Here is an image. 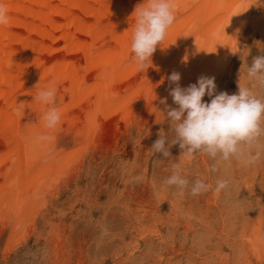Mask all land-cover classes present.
I'll return each mask as SVG.
<instances>
[{"label": "bare ground", "instance_id": "bare-ground-1", "mask_svg": "<svg viewBox=\"0 0 264 264\" xmlns=\"http://www.w3.org/2000/svg\"><path fill=\"white\" fill-rule=\"evenodd\" d=\"M0 3L10 17L8 25L0 26V239L8 237L3 256L22 241L21 233L35 227L32 213L46 208L47 197L61 182L59 175H69V168L88 150L113 149L109 139L115 132L134 123L141 131L150 120L166 116L161 99L167 98L169 108H178L169 95L176 86L167 79L173 72L181 75V88L201 76L224 84L221 79L241 61L236 55L244 34L253 44L255 37L264 40V0H173L176 20L148 68L140 70L130 45L134 12L143 0ZM52 85L56 96L51 106L60 112L61 122L49 130L43 116L50 106L34 97ZM40 135L54 139L41 142ZM151 187L156 188L154 183ZM177 204L173 202V210ZM262 219L249 236L240 231L232 239L238 261L262 262Z\"/></svg>", "mask_w": 264, "mask_h": 264}, {"label": "rangeland", "instance_id": "rangeland-1", "mask_svg": "<svg viewBox=\"0 0 264 264\" xmlns=\"http://www.w3.org/2000/svg\"><path fill=\"white\" fill-rule=\"evenodd\" d=\"M244 35L238 50L243 48L236 55L241 61L231 75L221 79L224 84L215 82L216 94H237L241 76L240 83L264 99V89L247 76L253 59L264 55V40L255 37L253 44ZM203 102L210 103L211 98L205 95ZM142 128L139 131L134 123L115 132L109 139L115 143L113 149H90V155L86 152L69 168V175H59L56 193L47 197L42 212L32 213L35 227L21 233L22 241L16 242L14 251L3 256L7 234L0 239V264H247L238 261V246L231 241L240 231L249 236L262 218L264 239V158L254 165L212 159L203 153L189 158L182 155L179 144L169 149L171 157L164 158L151 148L161 130L169 141L174 139L170 123L159 115ZM174 171L189 181L184 196L175 186L164 184ZM197 179L212 189L192 196L190 189ZM219 179L227 180L228 187L217 195L214 189ZM153 183L156 188L151 187ZM173 202L178 203L174 210ZM209 205L218 209H206ZM258 264H264V256Z\"/></svg>", "mask_w": 264, "mask_h": 264}, {"label": "clouds", "instance_id": "clouds-1", "mask_svg": "<svg viewBox=\"0 0 264 264\" xmlns=\"http://www.w3.org/2000/svg\"><path fill=\"white\" fill-rule=\"evenodd\" d=\"M176 7L173 0H143L135 10V24L131 38L132 60L140 70L148 68V63L161 45L176 20ZM10 17L6 5L0 3V26L9 24ZM242 67L240 68L241 73ZM247 76L255 86L264 89V55L253 59L247 69ZM176 86L169 95L178 108H169L167 98L160 103L166 106L165 119L175 133L172 141L166 138L161 130L151 150L162 153L164 158L171 157L170 148L179 144L182 155L193 158L198 154H207L210 158L219 157L223 161L236 159L245 165H254L264 158V99H261L252 87L243 86L238 81V93L229 95L226 92L216 94L214 77L201 76L197 83L181 88V75L173 72L168 78ZM205 95L211 98L210 103L203 102ZM55 86H48L38 91L34 99L48 107L43 119L46 128L54 130L61 122V115L55 104ZM164 114V113H163ZM41 142L52 141L51 135H40ZM166 141L168 146L166 147ZM173 169L178 165L173 164ZM212 171H216L215 168ZM167 186H175L184 194L189 181L179 171L164 181ZM211 184L197 179L190 189L192 196L207 193ZM228 187V181L219 179L215 184V193L219 195Z\"/></svg>", "mask_w": 264, "mask_h": 264}]
</instances>
